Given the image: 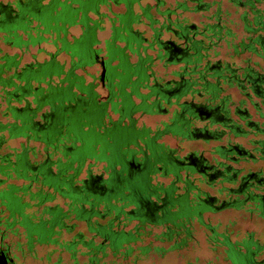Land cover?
Listing matches in <instances>:
<instances>
[{"label": "trees", "instance_id": "trees-1", "mask_svg": "<svg viewBox=\"0 0 264 264\" xmlns=\"http://www.w3.org/2000/svg\"><path fill=\"white\" fill-rule=\"evenodd\" d=\"M140 1L18 0L15 8L0 2V10L24 15L0 16V44L13 51L0 48V207L8 210L14 200L23 211L11 214L8 225L24 227L18 217L37 222L32 226L45 229L39 240L67 254L71 264H138L187 249L195 243L196 223L229 264H264L257 240L231 241L202 218L233 210L264 221V0H223L235 10L238 34L218 1ZM110 5H122L126 13L113 14L104 48L94 49V30L105 18L98 10ZM34 9L92 10L96 17H83L81 34L69 41L66 31L47 27L49 14L34 25ZM186 13L202 16L194 24ZM48 41L52 52L39 48ZM30 48L46 58L31 55L32 61L22 62ZM95 56L118 62L102 103L114 101L118 131L127 129L119 126L127 121L135 127V113L167 116L152 131L132 128L133 138L121 135L113 142L132 144L130 153L142 155L135 163L149 164L150 172H81L88 161L80 155L100 144L91 141L95 135H106L78 115L77 94L93 92L76 72ZM164 137L175 147L160 142ZM16 140L17 147L8 146ZM183 143L205 148L180 156ZM107 150L100 144L98 153Z\"/></svg>", "mask_w": 264, "mask_h": 264}, {"label": "flooded vegetation", "instance_id": "flooded-vegetation-1", "mask_svg": "<svg viewBox=\"0 0 264 264\" xmlns=\"http://www.w3.org/2000/svg\"><path fill=\"white\" fill-rule=\"evenodd\" d=\"M17 1L18 0H15L13 4H9V3H3V4H9L12 8H15ZM164 3L165 6H168L166 0H164ZM140 4L151 5L153 4V1L142 0L140 1ZM112 8H116L121 11L113 12ZM122 9H123L122 5L118 7L110 5L109 10L106 7H100L99 10H106L107 13L100 12L98 10V13L100 12L104 14L105 18L104 17L100 18L101 22L99 23V27L97 29L95 28L94 30V37L96 32L104 31L105 22L108 24V28H109L108 37H109L111 33L110 29L114 25L110 23V20L113 19V14H117L121 12L126 13V10H122ZM132 9L133 11H135L136 6L133 5ZM30 11H32L33 19L35 20L33 21L34 25L39 24L40 21L39 17L43 16L46 18L45 15L49 14V16H47V20H48L47 27L50 28L51 30L59 32L60 34H62L63 31H66V38L69 41L71 40V37H75L74 35L69 33L70 29H74V28L78 29L80 35L83 30V25L81 24L83 17L86 16L88 18H91L90 16H95L92 10L88 13L86 10L74 11V10H59V9L49 10L50 13H46L48 10L34 9ZM154 11L155 10H153V12ZM0 16L5 17L8 20H13L12 18L20 20L22 17H24L23 10H0ZM141 26L143 27V29H145V26L143 25ZM108 37L106 39H108ZM106 39H104L101 43L99 40L96 39L99 44L95 45L93 48L103 49L104 41ZM42 44H48L53 48V46L50 44L49 41L47 43H42ZM40 46L39 48H41ZM128 55H129L128 59L132 63L131 58H134V56L130 55L129 53ZM117 64H118L117 61L107 63V59L105 57L95 56L94 61L92 60V63H90L88 66H85L83 70H78L76 72L77 74L81 75L84 78L85 83L92 84V88L90 90H92L93 92L92 96L90 95V93L89 95L77 94L81 98L80 112L78 113V115H84L83 117L84 119H82L83 123H89L91 127H96L95 133L99 135L106 134L102 137L95 135V138H93L91 141L95 142L98 140L104 149H108L104 154L99 155L98 151L100 149V144H97L95 147H93V149H90V151L81 154L80 156H82L83 158L85 157V159L88 161L87 164L91 165V167L89 168V166L85 164L81 172H92V168L96 167V165L101 166L99 172H150L151 170L149 164L147 163H144L143 165H141V163H135L134 159L138 157L141 158L142 155H134L130 153V150H136V148H134L132 144H130L129 142H125L124 144H120V145L113 144L114 140L121 135H125L129 139L133 138L135 129L132 128L137 127L136 120L134 117L136 114L140 116L150 115V114L143 115L141 113H135L131 116L132 120H134L135 127L130 126L127 121L119 125L121 128L127 127V129L125 130L121 129V131H118V129H116L115 122L117 119V115H114L112 113L113 110L112 103H114V101H112L111 103H107L105 106H103L102 103L105 101V98L108 97L109 95L107 90L111 83L109 82L108 78L110 79L112 78V74L115 72L113 68ZM95 65L99 69L97 76H94L95 75L94 73H90L87 71L88 68ZM102 72L103 74L101 77ZM101 91H103L102 94ZM94 95H97V97H94ZM132 100L135 103L137 101L135 100L134 97H132ZM110 120L113 121L114 123L110 124L109 122ZM102 127L107 128L108 131H104V132L101 131ZM72 130L79 137H83V133L80 131L79 127H74L72 128ZM84 131H87V129H84ZM99 157L102 159H108V163L105 161L102 162L93 161L94 158L99 159ZM117 163H119V165H116ZM109 164L112 165L108 167ZM105 167L108 168L107 171H103V168ZM51 171L55 172L54 169ZM81 175H83V173ZM81 175L80 177H83ZM3 188L4 185H0V189ZM33 210L34 209L32 208L31 211ZM21 212H23L21 206L16 204L14 200L8 206V210L5 208L4 205L0 207V264H24L26 259L34 261L35 247L37 248V247H46V246H50L52 250L50 252H47V254L44 256V259L42 261L38 260V263L60 264V260L58 256L56 257L54 262H51L50 256L54 253L60 255L65 253L54 251L51 245L45 244L41 242V240H39L38 233L43 232L45 229L38 226H32L37 222H33V221L29 222L28 220L25 221L24 219L18 217V221L22 220V224L24 225V227L21 225H10V226L8 225V223H11L12 221L11 219H9V216L11 214L17 216L18 213ZM25 212H27L26 209ZM20 239H22V242L19 241ZM220 255H221L220 260L222 264L230 263L229 261L224 260V256L222 255L221 252ZM148 258H146L145 260H147Z\"/></svg>", "mask_w": 264, "mask_h": 264}, {"label": "rangeland", "instance_id": "rangeland-1", "mask_svg": "<svg viewBox=\"0 0 264 264\" xmlns=\"http://www.w3.org/2000/svg\"><path fill=\"white\" fill-rule=\"evenodd\" d=\"M15 0H0L2 3H9L13 4ZM175 1L180 0H166V3L168 5H172ZM206 2L210 1H218L220 3L221 10L227 11L229 13L228 19L233 21L234 25L232 27V30L235 33H239L240 29L236 23V14L235 10L231 8L226 2L223 0H203ZM100 12L107 13L106 10H99ZM113 12H118L121 10H118L116 8H112ZM136 11V9H135ZM212 10H208L210 12ZM202 13H186L185 17L188 22L197 24L198 21L201 19ZM91 18H94V16H90ZM105 22V21H104ZM138 29H143L142 26H139ZM69 33L74 35L75 37L79 35V30L74 28L70 29ZM109 34V28L108 24L104 23V31L103 32H96L95 38L100 41V43L108 37ZM43 50L46 51H53V48L48 44H42L40 46ZM0 48L2 51H6L8 53H12L13 51L5 49L1 44ZM225 53V49L222 48L220 50V56L219 58L223 59ZM31 55H34V58L37 61H42L46 57L44 54L37 53L36 48H30L28 53L24 54L22 56V62L27 63L32 61ZM58 60H63V57L60 56ZM254 60V59H252ZM131 61H134V58H131ZM155 72L161 73L162 70L156 65L154 67ZM88 72L94 73V76L98 75V67L92 66L87 69ZM103 91H101V94ZM137 102V101H136ZM136 120V126L138 128L146 127L149 128L151 131L154 130L156 127L160 126L161 122H165L167 120V116L162 114H156V115H135ZM20 140L12 141L8 143V146L10 147H17ZM160 142L164 143L165 145L169 147H175L176 141L170 137H164L160 140ZM183 147V151L178 153L180 156H182L185 152L190 150H197L200 151L201 149L205 148V146L201 143H183L181 144ZM101 169L100 165H96V167L92 168L93 173L99 172ZM83 176V175H81ZM156 181L166 183V180L160 179L159 177H156ZM22 182H17V184H20ZM58 203L61 204L60 201ZM203 220L205 222H208L210 225L216 227L217 232H226V235L231 241L239 242L243 239L250 238L251 240H257L259 244H261L262 247H264V221L256 217L255 215L247 214L242 211H233V210H227L220 213L215 214H204ZM193 237L195 239V243L190 245L187 249L182 250L180 252H170L162 257L157 256H150L147 260L141 261L138 264H222L221 262V255L220 250L216 249L215 251H212L211 247L207 244L206 236L207 232L206 230L198 226L196 223H193ZM67 237L62 236V239H66ZM14 241V240H11ZM22 242V239L19 240ZM52 249L50 246L46 247H35L34 250V258L35 260H28L24 262V264H39L38 260L42 261L44 259V256L47 254V252H50ZM59 257L60 264H71L68 256L66 254H57L54 253L50 257L51 262H54L56 257ZM258 258H264V250L260 253Z\"/></svg>", "mask_w": 264, "mask_h": 264}, {"label": "water", "instance_id": "water-1", "mask_svg": "<svg viewBox=\"0 0 264 264\" xmlns=\"http://www.w3.org/2000/svg\"><path fill=\"white\" fill-rule=\"evenodd\" d=\"M102 74H103V72L101 73V77H102ZM204 226L209 230V232H211V233L214 232V229L211 226H209V225H204Z\"/></svg>", "mask_w": 264, "mask_h": 264}]
</instances>
